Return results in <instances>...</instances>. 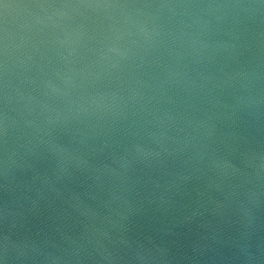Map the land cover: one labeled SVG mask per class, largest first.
<instances>
[{
  "label": "water",
  "instance_id": "water-1",
  "mask_svg": "<svg viewBox=\"0 0 264 264\" xmlns=\"http://www.w3.org/2000/svg\"><path fill=\"white\" fill-rule=\"evenodd\" d=\"M0 264H264V0H0Z\"/></svg>",
  "mask_w": 264,
  "mask_h": 264
}]
</instances>
